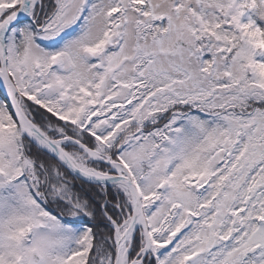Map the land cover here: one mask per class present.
<instances>
[{
	"label": "snow or ice",
	"instance_id": "obj_1",
	"mask_svg": "<svg viewBox=\"0 0 264 264\" xmlns=\"http://www.w3.org/2000/svg\"><path fill=\"white\" fill-rule=\"evenodd\" d=\"M0 264H264V0H0Z\"/></svg>",
	"mask_w": 264,
	"mask_h": 264
}]
</instances>
